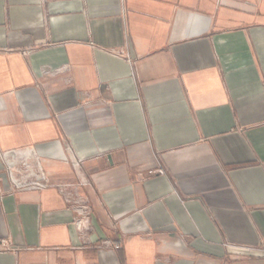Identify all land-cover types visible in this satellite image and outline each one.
Masks as SVG:
<instances>
[{
    "label": "crops",
    "instance_id": "obj_1",
    "mask_svg": "<svg viewBox=\"0 0 264 264\" xmlns=\"http://www.w3.org/2000/svg\"><path fill=\"white\" fill-rule=\"evenodd\" d=\"M0 264H264V0H0Z\"/></svg>",
    "mask_w": 264,
    "mask_h": 264
},
{
    "label": "built area",
    "instance_id": "obj_2",
    "mask_svg": "<svg viewBox=\"0 0 264 264\" xmlns=\"http://www.w3.org/2000/svg\"><path fill=\"white\" fill-rule=\"evenodd\" d=\"M41 177H42V178H44V176H43V175H42ZM40 185H41V186H43V187H44V186H47V184H46V183H42V184H40Z\"/></svg>",
    "mask_w": 264,
    "mask_h": 264
}]
</instances>
